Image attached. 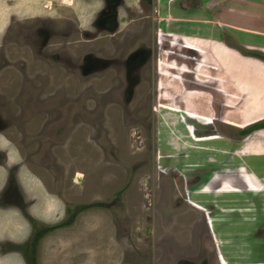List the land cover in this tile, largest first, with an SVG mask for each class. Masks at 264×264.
<instances>
[{
  "label": "rangeland",
  "instance_id": "1",
  "mask_svg": "<svg viewBox=\"0 0 264 264\" xmlns=\"http://www.w3.org/2000/svg\"><path fill=\"white\" fill-rule=\"evenodd\" d=\"M154 1L157 14L126 0L122 77L115 69L89 79L79 67L60 73L36 51L2 43L12 14L24 23L43 14L64 26L73 8L0 0V264H30L34 223L51 227L69 219V206L95 201L102 206L40 239L36 264H236L229 255L244 252L219 245L211 205L222 178L204 181L224 175L215 163L230 154L215 149L219 136L241 140V125L264 115V59L255 55L264 51L221 34L218 24L172 23L177 6ZM96 9L81 13L84 27ZM82 40L69 44L75 58L90 43ZM140 49L152 61L136 58L130 74V53ZM241 157L253 159L244 149ZM196 189L208 193L207 206L196 202L205 196Z\"/></svg>",
  "mask_w": 264,
  "mask_h": 264
},
{
  "label": "crops",
  "instance_id": "2",
  "mask_svg": "<svg viewBox=\"0 0 264 264\" xmlns=\"http://www.w3.org/2000/svg\"><path fill=\"white\" fill-rule=\"evenodd\" d=\"M174 1L168 0L172 10L177 6ZM193 2V0H186L181 8H176L181 13L179 15L181 17L177 19L173 12L168 20L178 24L194 22L203 25L218 24L221 26V34L224 32L232 34L235 41L238 40L242 46L259 44L258 46L264 51V0H196V6H192ZM192 37L202 38L201 32L193 34ZM262 62L264 65V61ZM260 122H264V115L245 122L241 125L244 128L238 130L242 131ZM241 136L243 137L241 140H237L236 136L235 138L228 135L219 136L221 140L218 141V147L215 149L219 150V154L226 150L230 154L229 157L225 156L226 158L222 155L218 156L220 161L215 163L218 166H224V169L219 172L224 175H218V177L213 175L204 182L215 184L216 178H222L217 182L218 186L215 187L216 193L211 205L214 212H218L212 219L218 231L219 245L222 248L229 247L226 248L229 249V253L236 246L243 247V253L229 255L230 259L237 260L236 264H242V262L264 264V126ZM257 137L263 139L262 145L249 144ZM242 149L253 159L242 158ZM240 167L245 169L244 173L240 171ZM194 193L205 195L198 196L199 199L195 200L200 205L207 206L208 193L204 190L197 191V189ZM257 231H260V234H255ZM226 241L232 244L227 245Z\"/></svg>",
  "mask_w": 264,
  "mask_h": 264
},
{
  "label": "flooded vegetation",
  "instance_id": "3",
  "mask_svg": "<svg viewBox=\"0 0 264 264\" xmlns=\"http://www.w3.org/2000/svg\"><path fill=\"white\" fill-rule=\"evenodd\" d=\"M56 4H66L68 7L73 8L69 15H66L67 24L60 26L57 24L53 17H45L43 14L40 19L32 23H24L23 16L16 17L15 15L9 16V24L6 26L4 39L2 43L9 47L7 50H12L14 46H23L29 48L33 52H37V57L43 61H50L53 67L60 73H66L73 75L77 67H79L85 76V78L97 79L101 76V79L106 77L109 71L118 70L117 76L122 77L120 67V60L123 59L125 45L124 34L120 29V16L122 15L123 8L125 7L126 0H54ZM193 6H196V0H193ZM186 0H175L174 3L177 8H181ZM139 5L142 8H148L154 14H157L158 6L154 0H138ZM154 4V5H153ZM90 6L97 7L94 11V16L90 19V25L84 27L81 23V13L87 12ZM99 7V9H98ZM128 8H131L130 6ZM62 11L65 13L66 9ZM78 11L80 14L77 16ZM130 15H136V10L131 8ZM57 18L62 16L61 13H55ZM48 18V19H46ZM89 23V20H84ZM164 25L162 20L159 21L158 26ZM160 26V28H161ZM169 26V25H168ZM130 31H128L129 34ZM134 37L138 32L131 31ZM131 33V34H132ZM110 36V37H108ZM120 36V37H119ZM85 38L88 47L82 54L75 58L74 54L69 48V44H73L77 41L78 44L85 42L82 38ZM138 38H136L137 40ZM145 37L140 38V41H144ZM134 40V39H133ZM111 42L113 50L109 51V43ZM137 42V41H136ZM135 42V43H136ZM63 44L61 47H52L59 44ZM142 46H149V42H143ZM151 48V47H150ZM116 50V53H113ZM33 54V55H35ZM133 54L130 57V63L128 65L129 73H134L136 70V58L140 61H152V52L147 49H140L139 53ZM5 66L12 67V56H8ZM161 61L162 58L160 57ZM124 65V60L122 61ZM100 79V80H101Z\"/></svg>",
  "mask_w": 264,
  "mask_h": 264
},
{
  "label": "trees",
  "instance_id": "4",
  "mask_svg": "<svg viewBox=\"0 0 264 264\" xmlns=\"http://www.w3.org/2000/svg\"><path fill=\"white\" fill-rule=\"evenodd\" d=\"M256 56L258 57H261L264 59V54H261V53H255ZM262 126H264V122H260V123H256L252 126H250L249 128L247 129H244L242 130L241 132L243 134H246V133H249L253 130H256L258 128H261ZM102 206V202H99V201H95V202H92V203H89V204H79L77 206H69L67 208V212H68V215H69V219H66L56 225H53L51 227H41V226H37L36 223H34V229H36V235H35V239H34V245L32 247L33 251H30L31 253V257H29V262L30 264H36L35 262V256H34V247L35 245H37L40 241L41 238H43L46 234H49L51 231L55 230L56 228H63V227H66V226H69L71 225L74 221H75V218L80 214L82 213L83 211H86V210H89V209H92V208H97V207H100Z\"/></svg>",
  "mask_w": 264,
  "mask_h": 264
}]
</instances>
